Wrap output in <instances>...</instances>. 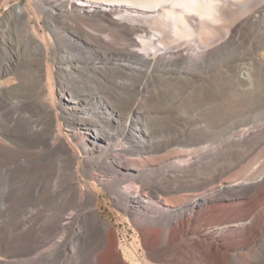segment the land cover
I'll return each mask as SVG.
<instances>
[{
    "label": "bare ground",
    "instance_id": "1",
    "mask_svg": "<svg viewBox=\"0 0 264 264\" xmlns=\"http://www.w3.org/2000/svg\"><path fill=\"white\" fill-rule=\"evenodd\" d=\"M3 18L0 242L11 246L0 264H264V167L253 165L264 150L249 157L264 141V115L231 121L212 146L169 123L158 139L161 106L150 102L175 95L163 77L210 73L264 30V2L24 0ZM246 69L242 93L258 76ZM260 95L249 110L264 107ZM178 143L190 148L185 158L156 155ZM240 146L227 151L231 163L198 176ZM169 158L184 162L161 164ZM31 171L34 180L21 179ZM102 190L122 227L100 216Z\"/></svg>",
    "mask_w": 264,
    "mask_h": 264
},
{
    "label": "rangeland",
    "instance_id": "2",
    "mask_svg": "<svg viewBox=\"0 0 264 264\" xmlns=\"http://www.w3.org/2000/svg\"><path fill=\"white\" fill-rule=\"evenodd\" d=\"M24 0H0V30L3 29L5 21L3 15L6 13L7 8L15 2H21ZM264 0H250V3H263ZM166 28V27H165ZM167 29V28H166ZM225 29L221 31V36L224 38ZM15 33H13L14 35ZM69 34L63 35L59 41L64 45L62 48L64 53L70 48L69 45ZM66 39V40H65ZM216 39V38H214ZM65 50V51H64ZM251 67L253 71H256L258 76L252 80L253 88L250 93L243 92V87L238 82L237 77L244 75L248 70L246 68ZM212 72L197 73V78L190 77L186 70L182 69L177 79H171L169 77H163L161 79V86L169 88L173 94L171 95L165 90L155 93L152 97V103L159 104L161 106L158 112V120L155 128L158 127V132L154 133L158 139H162L161 131L166 123L170 125H178L182 128L187 126L188 133L191 137H196L198 140H208L207 144L217 146L218 139L223 138L224 131L229 127L231 121L238 119L247 118L250 119L257 114L259 117L264 115V107L258 112L255 110H249L250 105L258 101L260 98L258 94L264 98V30L258 28L256 31L250 32L248 35L243 37L237 46L232 47L228 58L221 57L213 67ZM26 75L28 76V83L30 82L31 74L29 68H24ZM190 72H195L189 70ZM252 78V76H251ZM171 83V84H170ZM229 87V89L227 88ZM155 91V89H154ZM207 95L212 100L207 103H203L200 98ZM153 104V105H154ZM151 106V105H150ZM146 106L147 111L153 115L151 107ZM173 108L175 112L171 113L170 109ZM187 123L190 121L191 123ZM178 123V124H177ZM189 146L185 143H178L171 145L165 151H159L156 153L158 156H162L167 153L168 150L177 151V153H183L181 159L185 158L184 151L189 150ZM244 149L243 146L229 149L224 148V157L220 161L216 162V165L206 163L208 167L206 170L199 169V177L209 178L210 170H214L216 167H223L231 163L227 157V151L241 152ZM264 150V141L256 148L251 151L249 157L252 158L256 154ZM145 149H142V154ZM264 157V156H262ZM83 158V156H82ZM183 160L178 158H169L163 164L169 165H182ZM253 165L262 163L264 167V158L259 161L256 159L253 161ZM201 172H203L201 174ZM34 172H29L28 175L22 176L24 180H34ZM229 174H225L221 177L225 180ZM184 181L189 182L194 180L192 177L183 176ZM190 178V179H189ZM3 180V179H1ZM20 180V179H19ZM219 183L218 181H210L208 187H212ZM62 193V192H61ZM215 194V193H213ZM100 209L98 210L100 216L113 223L123 226L119 210L115 207L113 198L104 190H102L101 196L98 198ZM125 203V202H124ZM118 222V223H117ZM130 238V235H128ZM200 241H205L204 235H198ZM207 239V237H206ZM206 242H209L206 240ZM11 244L9 240L0 242V249L8 250Z\"/></svg>",
    "mask_w": 264,
    "mask_h": 264
}]
</instances>
